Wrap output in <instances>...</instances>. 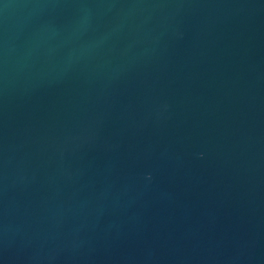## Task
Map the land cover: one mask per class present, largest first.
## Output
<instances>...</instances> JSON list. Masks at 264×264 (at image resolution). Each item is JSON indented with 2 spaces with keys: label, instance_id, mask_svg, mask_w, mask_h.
I'll return each instance as SVG.
<instances>
[{
  "label": "water",
  "instance_id": "water-1",
  "mask_svg": "<svg viewBox=\"0 0 264 264\" xmlns=\"http://www.w3.org/2000/svg\"><path fill=\"white\" fill-rule=\"evenodd\" d=\"M0 264H264V0H0Z\"/></svg>",
  "mask_w": 264,
  "mask_h": 264
}]
</instances>
